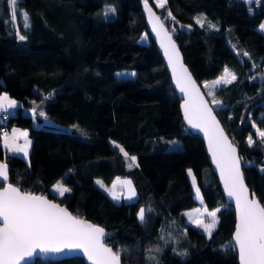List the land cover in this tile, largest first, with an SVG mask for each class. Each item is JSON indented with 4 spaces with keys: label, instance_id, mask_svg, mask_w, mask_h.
I'll use <instances>...</instances> for the list:
<instances>
[{
    "label": "trees",
    "instance_id": "trees-1",
    "mask_svg": "<svg viewBox=\"0 0 264 264\" xmlns=\"http://www.w3.org/2000/svg\"><path fill=\"white\" fill-rule=\"evenodd\" d=\"M144 1L21 0L13 25L8 0H0V95L14 89L24 95L19 107L4 111L8 119H0V162L9 164V182L21 190L54 199L103 227L123 264H239L232 240L235 211L220 190L203 139L183 121L181 99L147 32ZM147 1L168 25L211 103L221 101L212 105L240 151L249 186L264 205V144L256 134L257 128L264 131V33L259 30L264 0H167L164 7ZM107 5L116 8L114 18L103 15ZM21 12L28 13L27 29ZM198 17L215 27L197 24ZM17 30L27 38L21 41ZM145 35L148 43L142 42ZM226 67L237 79L209 95L205 82ZM118 70L137 75L118 78ZM48 119L73 128L57 129ZM15 126L29 130V159L3 146V129ZM250 135L256 141L251 147ZM171 139L182 147L167 149ZM189 168L206 207L221 209L211 237L187 221L185 211L198 203ZM119 178L132 180L135 200L115 201L105 190ZM59 183L70 191L54 194L51 188ZM33 264L85 261L38 259Z\"/></svg>",
    "mask_w": 264,
    "mask_h": 264
},
{
    "label": "snow or ice",
    "instance_id": "snow-or-ice-1",
    "mask_svg": "<svg viewBox=\"0 0 264 264\" xmlns=\"http://www.w3.org/2000/svg\"><path fill=\"white\" fill-rule=\"evenodd\" d=\"M20 2L21 0H8L13 25L17 20V5ZM164 3L165 0H159L157 6L164 7ZM145 7L149 11L150 19L153 20V30L157 32V36H161V31L157 30L159 17H155L151 9L148 8L147 0H145ZM114 11V8L106 9V14ZM20 15L23 21L22 26L25 29L29 28L28 13L21 12ZM171 15L169 12V16ZM172 18L174 19V17ZM202 19L196 18V23L203 26ZM209 27L215 26L209 24ZM260 27L264 30V24ZM159 28L162 30L163 25L159 24ZM17 35L21 41L27 38L26 35L19 34V30H17ZM161 47L164 48L169 65L173 69L177 86L187 97L182 105L184 118L192 128L204 132L208 140L209 151L212 153L213 160L224 181L225 190L229 197L235 199L238 223L234 240L238 248L240 264H264V205H261L255 198L254 193L252 198H249V190L244 184L241 158L237 155V149L228 141L223 130L219 127V123L212 115V110L208 107L207 101L197 90L195 81L191 79L187 69L179 62L178 49L167 32L163 34ZM177 68H179V72ZM236 79V75L230 73L226 68L223 76L211 82V87L214 88L219 84H230ZM205 87H209V85L206 83ZM208 94L213 95L211 90ZM212 103L220 105L221 101L213 99ZM14 107H17L15 100L9 99L7 94L0 95V110L7 111L8 108ZM32 111L33 116H35L36 109L33 108ZM39 115L45 116V113L40 111ZM253 127L256 125L253 124ZM256 134L259 142L264 144V131L257 128ZM19 136L25 138V144L13 147ZM29 143L26 132L17 134V131L13 130L11 142L8 134H4L5 147L9 148L10 151L22 152L24 156H27ZM255 143L256 141L250 135L248 137L249 146L251 147ZM115 147L119 148L126 158H129L128 153L122 147L119 145H115ZM129 159L134 163L136 158L130 157ZM189 175H192L191 170H189ZM0 178H3L4 181L8 180V168L5 164H0ZM97 183L104 187L102 182L97 181ZM117 183L124 186L121 192L126 189L125 199L132 200L136 197V191L130 180H118L111 189H105L113 200L119 201L121 199V195L116 189ZM195 183V177H193V184L195 185ZM56 191L59 195H63L70 189L58 184ZM196 195L197 198H200L198 187L196 188ZM196 211L201 217L206 213L207 217L210 218V223H204L202 219H197L194 222L197 227H201L211 237L218 223L217 213L221 209L217 208L213 211L205 209L204 213H200L199 210ZM144 217L145 209L141 208L138 218L143 221ZM106 235L103 228L73 216L65 208L42 196L22 192L11 183L0 189V264H22L26 258L32 257L37 250L42 253H60L65 249L80 250L92 264H121L120 252L113 251L104 242ZM155 251H159V249Z\"/></svg>",
    "mask_w": 264,
    "mask_h": 264
},
{
    "label": "water",
    "instance_id": "water-1",
    "mask_svg": "<svg viewBox=\"0 0 264 264\" xmlns=\"http://www.w3.org/2000/svg\"><path fill=\"white\" fill-rule=\"evenodd\" d=\"M147 5H148V8L151 9L152 13H154L155 17H159V22H158L157 30H160L161 31V36H157V32L153 30V20L150 19L149 11L146 9V7H145V1H144L143 2V13H144L145 21H146L147 32L151 36L152 40L156 43L157 48H158V50H159V52H160V54H161V56L163 58L164 65H165V67H166V69H167V71L169 73V76H170V79H171L173 88L175 89L178 97L181 99L180 109H181V115H182L183 121H184V123L186 124V126L188 127V129L190 131H192L195 134L200 135L201 138L203 139L204 144H205V149H206V152H207V155H208V159H209L210 165H211L214 173L217 176L220 190H221L223 196L225 197L227 203L230 204L232 206V208L234 209V211H235V215H236V225H237V223H238V215H237V211H236L235 199L229 197L228 194H227V191L225 190L224 181L221 178L220 170L217 168L216 163L213 160L212 153L209 151L208 140H207V138H206V136H205V134H204L203 131H200L199 129L192 128L188 124V122L185 120V118H184V109H183L182 105L184 104V101H185V99L187 97L185 96L184 93H182L180 91L179 87L177 86L176 79H175V77L173 75V69L169 65L168 58L165 55L164 48L161 47V39L163 38L164 32H167L171 36V39L175 43V46H176V48L178 49V52H179V62L184 66V68L187 69V73L190 74L191 79L193 81H195L197 90L203 96L204 100L207 101L208 107L211 108V110H212V115L215 117V120L219 123V127L223 130L224 135L227 137L228 141L230 143H232L234 145V147L237 149V155L241 158L240 151H239L237 145L233 142L232 138L227 133V131H226V129H225L222 121L218 117V115H217V113H216V111L214 109V106L212 105V103H211L210 99L208 98L207 94L205 93L202 85L197 81V79L195 78L194 74L192 73L190 67L185 62L182 49L180 48L179 44L177 43L176 39L174 38L173 34L171 33L168 25L163 20V18L160 16V14L157 12V10L155 9V7L149 1H147ZM159 24H162L163 25L162 30L159 28ZM165 43H167V41H165ZM177 71L179 72V68H177ZM0 164H5V165H7V168H8V180L7 181H4L3 178H0V181L5 183V186L4 187H6L7 184L10 183L9 182V180H10V166H9L8 163H4V162H0ZM241 172L243 174L244 184L246 185L247 189L249 190L248 191L249 198L251 199L252 198V194L254 193L255 194V198L261 203V201L258 198L257 194L254 191H252L251 187L249 186V184H248V182L246 180L245 173H244V169H243V165H242V158H241ZM12 185L14 187H17L14 184H12ZM4 187H2L0 189H3ZM21 191L22 192H25L23 190H21ZM25 193H28V192H25ZM31 194H34V193H31ZM34 195H36V196H42V197L46 198L47 200L51 201L52 203L58 204L60 207L65 208L73 216H75V217H77V218H79L81 220H84V221H86V222H88L90 224H93L95 226L101 227V226H99L96 223H93V222L88 221V220H86V219H84L82 217H79V216L74 215L67 207H65V206L61 205L60 203L56 202L54 199H51V198H49L47 196H44V195H38V194H34ZM261 205H263V204L261 203ZM236 225H235V230H236ZM101 228H103V227H101ZM235 230L233 232L232 240H233V244H234V246H235V248L237 250L238 261H239V264H240L239 252H238V248H237V246L235 244V240H234ZM104 231L107 234L105 236V238H104V242L106 243V245L108 247H111L113 249V247L110 244L107 243L108 233H107V231L105 229H104ZM113 251H115V250L113 249ZM74 257L82 258L85 261V264H92V262L87 259V257L83 254V252H81L80 250H75V249H65L63 252H60V253H50V252L49 253H42V252H39L37 250V252L32 257L26 258V260L23 261L22 264H33L38 259H40L42 261H47V260H50V261H60V260H63V259H69V258H74ZM121 264H123L122 257H121Z\"/></svg>",
    "mask_w": 264,
    "mask_h": 264
},
{
    "label": "rangeland",
    "instance_id": "rangeland-1",
    "mask_svg": "<svg viewBox=\"0 0 264 264\" xmlns=\"http://www.w3.org/2000/svg\"><path fill=\"white\" fill-rule=\"evenodd\" d=\"M166 1H167V0H165V3H166ZM246 1L249 2V3H252V2L257 3V4L261 3V0H246ZM158 3H159V0H156V4H157V5H158ZM165 3H164V4H165ZM109 8H114L115 11L106 14V9H109ZM103 15H104L107 19L114 18V17L116 16V8H115L114 6H112V5H107V6H105L104 9H103ZM202 16H203V15H202ZM204 17H205V16H204ZM169 18L171 19V17H169ZM199 18H203V17H199ZM21 20H22V18H21ZM17 22H18V19L16 20V23H17ZM22 22H23V21H22ZM202 23H203V24H207L208 26H209V24H211V23L207 22V21L205 20V18L202 19ZM262 24H264V21L262 22ZM262 24H261V25H262ZM211 25H212V24H211ZM261 25H260V26H261ZM260 26H259V30H260L262 33H264V30H262ZM182 27L185 28V29H187V30H190V29H191L190 26H186V25H182ZM232 34H234V30H233V29L231 30L229 36H232ZM149 41H150V38H149V36H147V35H145V36L143 37V39H142V42H144V43H148ZM230 42H231V41H230ZM231 44H232V46L235 48V45H234L233 43H231ZM226 68L229 70L230 73H234V72H233L231 69H229L228 67H226ZM226 68H225V69H226ZM132 73H135V75H132ZM118 74H120V75H118ZM224 74H225V71H224V73H223L221 76H223ZM234 74H235V73H234ZM116 75H117L118 78H133V77H136L137 72H136L135 70H118V71H116ZM221 76H219L218 78H220ZM218 78H216L215 80H217ZM229 78H230V77H229ZM215 80H212V81H215ZM212 81L205 82V84L207 83V84L209 85V87H207L208 92L211 90L212 93H213L217 87L225 85V84H219V85H216L214 88H212V87H211V82H212ZM46 123H47L49 126L55 127V128H57V129H62V130H63V129H64V130H65V129L72 130V128H73V127H71V126L61 125V124H59V123H57V122H55V121H53V120H51V119H48ZM166 142H167V145H166V148H167V149H179V148L182 147V143H181V141L178 140V139L166 140ZM135 158H136V157H135ZM135 161H136V159H135ZM189 170H191L192 175H189ZM188 176H189V179H190V181H191L192 187H193V189H194V195H195V198H196V200L198 201V203H197V205H196L195 207H193L192 209H189V210H186V211H185V214H186V216H187V221H188L190 224H193V225H197V224L194 222V221H196L197 219H202L204 223H210V218L207 217V214H206V213L201 217V216L199 215V213H198L196 210H199L200 213H204V210H205V209H207L208 211H213V210H215V209H217V208L210 209V208L206 207V205H205V203H204V198H203V195H202L201 187H200V185H199V183H198V181H197L196 174H195V172H194V170H193L192 168H189V169H188ZM193 177H195V181H196L195 185L193 184ZM121 180H122V181H124V180H130V181H131V184H132V186H133V188H134L135 191H136V188H135V186H134V184H133V182H132L131 179H129V178H122ZM97 181L102 182L101 180H97ZM117 181H118V180H116L115 182H117ZM115 182H113V184H114ZM102 183H103V182H102ZM59 184H62L64 187L68 188V187H67L65 184H63V183H59ZM97 184L100 186V183H97ZM113 184H112L110 187H108L107 189H111L112 186H113ZM57 185H58V184H57ZM57 185H56V186H57ZM103 185H104V184H103ZM56 186L54 187V189H55V193L59 195V193L56 191ZM104 187H105V185H104ZM104 187H102V188H104ZM197 187H198L199 190H200V198H197V195H196V188H197ZM123 188H124V186H123L122 184H119V183L116 184L117 192H118V194L121 195V199H120V200H125L124 196L127 195V191H126V189H125L123 192H121V189H123ZM68 189H69V188H68ZM105 189H106V187H105ZM120 200H119V201H120ZM218 213H219V212H218ZM218 213H217V218H218V221H219V215H218ZM217 224H218V223H217ZM216 226H217V225H216ZM215 228H216V227H215ZM206 234H207V233H206ZM207 235H208V234H207Z\"/></svg>",
    "mask_w": 264,
    "mask_h": 264
},
{
    "label": "crops",
    "instance_id": "crops-1",
    "mask_svg": "<svg viewBox=\"0 0 264 264\" xmlns=\"http://www.w3.org/2000/svg\"><path fill=\"white\" fill-rule=\"evenodd\" d=\"M4 94H7V96L9 97V99H11V100H15V101L17 102V107L20 106V104H21V102H22V100H23V96H24L23 93H22L20 90H18V89L9 90V91H7V92H4V93L1 94V95H4ZM17 107H14V108H8L7 111H8V112H12V111L15 110ZM3 112H4L3 110H0V115H1ZM13 130H16V131H17V134L22 133V132H26V133H27V140L30 141V143L28 144V147H27V152H28V155H27V156H24V154H23L22 152L10 151L9 148L5 147V144H4V134H5V133L8 134L9 141L11 142V138H12ZM2 143H3L4 148H5L9 153H11V154H16V155H19V156H22V157L25 158V159H29V157H30V153H31V148H32V140H31V138H30L29 130L24 129V128H21V127H18V126H15V127H13L12 129H10V130H8V131H6V132L3 133ZM24 144H25V138H24L23 136H19V138L16 139V141H15V145H13V147H15V146H17V145H18V146H23ZM121 179H122V178H119V179H117V180L122 181ZM56 185H57V184H55V185L52 186V188H51L54 194H56V193H55V189H54V187H55ZM132 187H133V186H132ZM136 194H137L136 197L133 198L132 200H135V199L137 198V196H138L137 190H136ZM56 195H58V194H56ZM132 200H127V199H125V201H132ZM115 201H117V200H115ZM120 201H121V200H120Z\"/></svg>",
    "mask_w": 264,
    "mask_h": 264
},
{
    "label": "built area",
    "instance_id": "built-area-1",
    "mask_svg": "<svg viewBox=\"0 0 264 264\" xmlns=\"http://www.w3.org/2000/svg\"><path fill=\"white\" fill-rule=\"evenodd\" d=\"M0 119L7 120L8 119V113L3 112L2 115H0ZM7 131V128L3 129V133Z\"/></svg>",
    "mask_w": 264,
    "mask_h": 264
}]
</instances>
